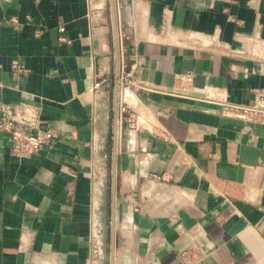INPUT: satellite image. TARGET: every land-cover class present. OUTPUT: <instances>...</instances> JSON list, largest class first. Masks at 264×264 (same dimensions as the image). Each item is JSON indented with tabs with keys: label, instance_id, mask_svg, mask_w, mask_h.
<instances>
[{
	"label": "crops",
	"instance_id": "0c3cea01",
	"mask_svg": "<svg viewBox=\"0 0 264 264\" xmlns=\"http://www.w3.org/2000/svg\"><path fill=\"white\" fill-rule=\"evenodd\" d=\"M115 3L118 70L111 0H0V106L55 132L0 131V264H107L110 214L114 264H264V120L224 108L264 104V0Z\"/></svg>",
	"mask_w": 264,
	"mask_h": 264
},
{
	"label": "built area",
	"instance_id": "2783aa9c",
	"mask_svg": "<svg viewBox=\"0 0 264 264\" xmlns=\"http://www.w3.org/2000/svg\"><path fill=\"white\" fill-rule=\"evenodd\" d=\"M65 27H61L64 30ZM137 62H130L126 56V52H122L120 62V73L117 78V84L121 92H127L132 86L150 90L149 84L139 78L136 73ZM194 79V72L187 71L181 75L178 83L173 88L174 93L193 95L195 92L192 87ZM225 110L233 115L240 117H252L257 120H264V104L257 103L254 106H244L234 103H226ZM121 111L130 113L131 123L137 128L143 126L134 117V111H130L126 103H121ZM38 117L34 115L33 122L26 121L25 119L18 118L14 105L5 103L0 106V131H8L11 134L13 142L14 153L19 156L32 154L40 150L43 146L50 143L55 136L54 130H42L38 124ZM94 256L100 258L104 256V244L101 237L97 236L94 242ZM185 262L190 264L189 255H185Z\"/></svg>",
	"mask_w": 264,
	"mask_h": 264
},
{
	"label": "water",
	"instance_id": "95a60500",
	"mask_svg": "<svg viewBox=\"0 0 264 264\" xmlns=\"http://www.w3.org/2000/svg\"><path fill=\"white\" fill-rule=\"evenodd\" d=\"M111 4H112V10H113L114 22H115V36H116V46H117L116 69L118 70V67H119V52H118L119 44H118V30H117L115 0H111ZM116 95L118 98V88L116 89ZM114 185H115V170L113 172V188H114ZM114 258H115V224H114V218H112V222H111V254H110L111 264H114Z\"/></svg>",
	"mask_w": 264,
	"mask_h": 264
},
{
	"label": "rangeland",
	"instance_id": "374dc122",
	"mask_svg": "<svg viewBox=\"0 0 264 264\" xmlns=\"http://www.w3.org/2000/svg\"><path fill=\"white\" fill-rule=\"evenodd\" d=\"M107 227L105 236L101 238V241L104 244V255L106 256L107 264H109L110 261V254H111V214L106 219Z\"/></svg>",
	"mask_w": 264,
	"mask_h": 264
}]
</instances>
